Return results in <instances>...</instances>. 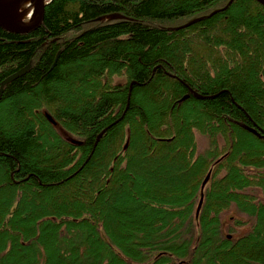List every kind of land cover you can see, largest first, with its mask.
I'll return each mask as SVG.
<instances>
[{"label":"trees","instance_id":"1","mask_svg":"<svg viewBox=\"0 0 264 264\" xmlns=\"http://www.w3.org/2000/svg\"><path fill=\"white\" fill-rule=\"evenodd\" d=\"M229 1L51 0L0 28V264H264V6ZM153 161L184 182L132 184Z\"/></svg>","mask_w":264,"mask_h":264},{"label":"rangeland","instance_id":"2","mask_svg":"<svg viewBox=\"0 0 264 264\" xmlns=\"http://www.w3.org/2000/svg\"><path fill=\"white\" fill-rule=\"evenodd\" d=\"M233 12L234 13H238V9H236V8H234L233 9ZM72 102V101H71ZM147 107V106H146ZM190 112H192V111H189L187 114H189ZM192 114V113H191ZM194 116V115H193ZM193 118H195V117H193ZM19 124L20 123H22V121H20V120H18L17 121ZM55 128V131L58 133V131L61 133V136L63 137V139L65 138V139H67V140H70V141H75V136L74 137H72V136H70V135H68V133L67 132H65V131H63V129L61 128V127H54ZM15 130V128H11V130ZM58 130V131H57ZM59 134V133H58ZM254 134V133H253ZM60 135V134H59ZM260 136L261 135H258V134H255V137H257V138H260ZM151 138L153 139V140H155L154 139V137H152L151 136ZM196 140H197V142H198V146H199V150L200 151H203L204 149H206L207 148V144H206V141H205V139L201 136V133H198L197 135H196ZM247 148H257V146H255V145H253L251 142H250V144L248 145V147ZM240 150V149H239ZM153 159H155L154 157H152ZM133 166V165H132ZM151 168H153V167H161V168H159L158 169V173H157V175H159V173H162V174H160L158 177V179L159 180H157V181H159V182H150L148 179H146V175H144L141 171L138 173V175H136V176H131L130 177V182L132 183V184H134V185H136V186H138L141 190H146V191H148V192H150V194H155L156 192H158V191H156V192H154L156 189H155V187L156 188H161V189H164V190H170V187H175L176 188V184L177 183H180V185H181V182H184L183 180L181 181L180 179H179V177L178 178H176L177 177V172L174 170V169H176L178 166H180V162H176V163H169V165L168 166H161L160 165V163H158V162H156V161H153V163L151 162L150 163V165H149ZM163 169V170H162ZM161 175H163V176H165V178H163V176H161ZM183 178V177H182ZM174 182H176V183H174ZM114 186H117V185H114ZM154 190V191H153ZM172 191V190H171ZM120 194H122V195H124L123 193H120ZM24 206L26 207V211H28L29 210V208H28V202H27V200L25 199V204H24ZM109 209H107L109 212H110V214H112L113 216H114V219L117 221V223H118V225L121 227V228H123V229H125L126 228V226H124L123 225V223H125V221L127 220V219H132V218H139L140 216H141V211H139L138 212V214L137 215H121V214H119L118 213V210H120V211H127L128 210V208L130 207V205H126V204H115V203H113V199L110 201V204H109ZM23 210H25L24 208H23ZM94 211V210H93ZM95 212V211H94ZM94 215L96 216V215H98V213H94ZM225 217V216H224ZM153 235H154V238L156 237V235L153 233ZM3 264V263H2Z\"/></svg>","mask_w":264,"mask_h":264},{"label":"water","instance_id":"3","mask_svg":"<svg viewBox=\"0 0 264 264\" xmlns=\"http://www.w3.org/2000/svg\"><path fill=\"white\" fill-rule=\"evenodd\" d=\"M233 0H230L227 5H229ZM262 6H264V0H255ZM49 3L48 0H0V28H2L5 31L11 32V33H16V34H26L31 32L32 30L36 29L39 25L42 24V19L44 16V10L45 6ZM226 5V6H227ZM226 8V7H224ZM30 10V18L28 21L23 20V15ZM200 18L196 19L199 20ZM194 19V21H196ZM24 70H21L14 75H11L10 77L6 78L3 82L2 85L6 84L9 82L12 78L22 74ZM2 91V88L0 89V93ZM188 97V95H184L182 99H185ZM197 98H201L197 96ZM47 120L51 123H54L50 116L45 114ZM247 128V127H245ZM104 131V130H103ZM103 131L101 134L96 138H98L102 135ZM209 177V173L207 174L206 178L202 182L201 185V190L204 187V184L206 183L207 179ZM201 201L200 199L196 213H198L199 208L201 206Z\"/></svg>","mask_w":264,"mask_h":264},{"label":"bare ground","instance_id":"4","mask_svg":"<svg viewBox=\"0 0 264 264\" xmlns=\"http://www.w3.org/2000/svg\"><path fill=\"white\" fill-rule=\"evenodd\" d=\"M29 18H30V10L23 15L22 19L28 21Z\"/></svg>","mask_w":264,"mask_h":264}]
</instances>
